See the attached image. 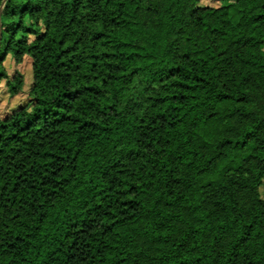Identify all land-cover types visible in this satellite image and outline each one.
<instances>
[{
	"label": "trees",
	"instance_id": "1",
	"mask_svg": "<svg viewBox=\"0 0 264 264\" xmlns=\"http://www.w3.org/2000/svg\"><path fill=\"white\" fill-rule=\"evenodd\" d=\"M0 13V264H264V0Z\"/></svg>",
	"mask_w": 264,
	"mask_h": 264
},
{
	"label": "rangeland",
	"instance_id": "2",
	"mask_svg": "<svg viewBox=\"0 0 264 264\" xmlns=\"http://www.w3.org/2000/svg\"><path fill=\"white\" fill-rule=\"evenodd\" d=\"M230 3H234L235 0H227ZM202 4H209L217 6L221 3V0H201ZM233 15H236L235 9L232 8ZM264 51V46H263ZM6 67L9 74H13L16 70L23 73L25 77V85L23 90L16 96H11L7 89L6 84L0 86V111L6 112V110H10L11 107L16 106L18 104L26 102L28 99V93L30 89V85L32 83V68L31 61L28 57H26L20 64H17L11 56L7 58ZM262 194L264 195V184L262 186Z\"/></svg>",
	"mask_w": 264,
	"mask_h": 264
},
{
	"label": "water",
	"instance_id": "3",
	"mask_svg": "<svg viewBox=\"0 0 264 264\" xmlns=\"http://www.w3.org/2000/svg\"><path fill=\"white\" fill-rule=\"evenodd\" d=\"M1 14V13H0ZM0 34H1V27H0Z\"/></svg>",
	"mask_w": 264,
	"mask_h": 264
}]
</instances>
